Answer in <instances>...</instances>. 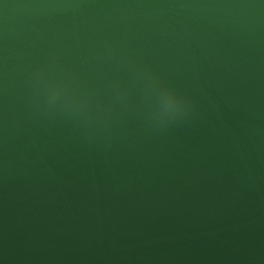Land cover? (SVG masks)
Wrapping results in <instances>:
<instances>
[{"label":"water","instance_id":"water-1","mask_svg":"<svg viewBox=\"0 0 264 264\" xmlns=\"http://www.w3.org/2000/svg\"><path fill=\"white\" fill-rule=\"evenodd\" d=\"M0 264H264V0H0Z\"/></svg>","mask_w":264,"mask_h":264}]
</instances>
